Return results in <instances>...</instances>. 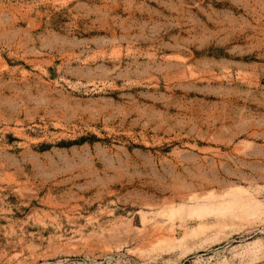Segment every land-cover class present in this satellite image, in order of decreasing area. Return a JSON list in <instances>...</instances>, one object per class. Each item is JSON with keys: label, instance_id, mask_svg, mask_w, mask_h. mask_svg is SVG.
<instances>
[{"label": "rangeland", "instance_id": "1", "mask_svg": "<svg viewBox=\"0 0 264 264\" xmlns=\"http://www.w3.org/2000/svg\"><path fill=\"white\" fill-rule=\"evenodd\" d=\"M0 264H264V0H0Z\"/></svg>", "mask_w": 264, "mask_h": 264}]
</instances>
